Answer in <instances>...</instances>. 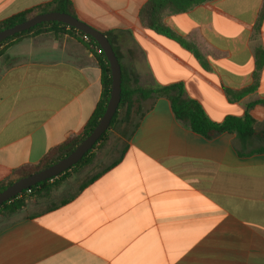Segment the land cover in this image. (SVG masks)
Segmentation results:
<instances>
[{"label":"crops","instance_id":"0c3cea01","mask_svg":"<svg viewBox=\"0 0 264 264\" xmlns=\"http://www.w3.org/2000/svg\"><path fill=\"white\" fill-rule=\"evenodd\" d=\"M52 1L0 0V23ZM71 1L139 86L182 83L215 122L249 113L254 135L208 140L166 98L120 106L83 181L0 216V264H264V105L248 108L264 100V0L167 10L191 49L142 25L149 0ZM95 53L69 35L0 48V183L82 135L102 95Z\"/></svg>","mask_w":264,"mask_h":264},{"label":"trees","instance_id":"16d2710c","mask_svg":"<svg viewBox=\"0 0 264 264\" xmlns=\"http://www.w3.org/2000/svg\"><path fill=\"white\" fill-rule=\"evenodd\" d=\"M205 1L207 0H149L140 11V21L145 28L152 31L154 34L173 39L183 47L191 49L189 44L184 39L177 36L170 28H168L163 23V16L167 10L174 14L184 13ZM50 12L67 13L77 18L74 5L71 0H53L50 3L23 11L9 17V19L0 23V32L9 29L10 27H14L17 24L23 23L36 15ZM263 15L264 12L261 19L263 18ZM31 35H52L56 38H59L62 35H69L71 37H76L77 40L84 44L91 52L95 53L96 51L95 54L98 58L102 70V95L93 117L89 120L81 136L73 138L57 149L49 152L38 165L31 168H22L16 171V173H14L10 179L0 183V193L18 180L41 172L71 154L76 149V147L79 146L82 141L86 139L98 125L106 110V106L111 94L112 78L109 63L99 44L93 38L65 24L58 22H48L39 24L28 31L9 37V39L5 40L0 45V48L12 41L13 43H18ZM105 35L111 43L117 58L119 59V61H121V56L116 47L114 36L112 35V33H106ZM263 64L264 53L261 51L258 55V69H260ZM245 93L246 92H242L238 96L242 97L245 95ZM152 98L168 99L171 103V107L177 121L182 123L194 133H197L208 140L214 139L224 133L236 134L242 140H248L254 135L255 120L249 113H246L243 117L228 116L222 122H215L209 117L206 110L199 101L187 95L186 88L182 83L143 88L138 85L136 75L134 73L126 74L122 67V93L120 106L126 103H130L131 101L141 102L142 100ZM256 104L264 105V100L251 103L248 108H251ZM117 115L118 111L114 115L110 127H112V125L116 121ZM106 135L107 132L102 136L97 144L103 141ZM91 160L92 159L90 151L77 165H75L70 170L80 168L82 169L84 166H88L91 163ZM70 170L57 178H53V182L48 180L39 183L33 187H30L21 195L12 198L9 202L0 207V216L12 215V213L20 211L25 206V203L28 199L34 196H38V194H43L44 192H50L53 188L56 187L60 180H62L63 177L68 174ZM29 191L30 195H27Z\"/></svg>","mask_w":264,"mask_h":264},{"label":"water","instance_id":"95a60500","mask_svg":"<svg viewBox=\"0 0 264 264\" xmlns=\"http://www.w3.org/2000/svg\"><path fill=\"white\" fill-rule=\"evenodd\" d=\"M48 22H58L65 24L79 32L84 33L87 36H90L99 44L101 50L106 56L111 70L112 86L110 98L107 103L106 110L98 125L71 154L59 160L47 169L22 178L11 184L10 187L0 193V207L9 202L12 198L21 195L30 187L48 180H52L53 178H57L77 165L88 152L93 150L97 142L109 130L114 115L118 111L121 104L122 67L111 43L104 33L72 15L60 12H50L36 15L23 23L1 31L0 45L11 36L28 31L39 24Z\"/></svg>","mask_w":264,"mask_h":264},{"label":"rangeland","instance_id":"374dc122","mask_svg":"<svg viewBox=\"0 0 264 264\" xmlns=\"http://www.w3.org/2000/svg\"><path fill=\"white\" fill-rule=\"evenodd\" d=\"M91 164V163H90ZM84 166L82 169H73L68 172V174L63 177L62 180L56 185L55 188H53L50 192H44L43 194H38V196H34V198H37L38 200L41 199H49L53 194H55L61 186L67 185V186H74L72 181H83L85 179V170L90 166Z\"/></svg>","mask_w":264,"mask_h":264},{"label":"built area","instance_id":"2783aa9c","mask_svg":"<svg viewBox=\"0 0 264 264\" xmlns=\"http://www.w3.org/2000/svg\"><path fill=\"white\" fill-rule=\"evenodd\" d=\"M86 40H87V38H86ZM51 182H53V179L52 180H50ZM27 195H30V191L27 193Z\"/></svg>","mask_w":264,"mask_h":264}]
</instances>
